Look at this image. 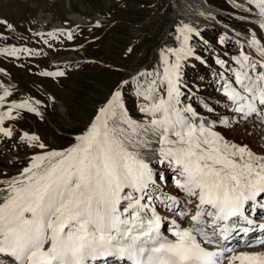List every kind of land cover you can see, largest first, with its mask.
I'll return each mask as SVG.
<instances>
[{
	"label": "snow or ice",
	"instance_id": "obj_1",
	"mask_svg": "<svg viewBox=\"0 0 264 264\" xmlns=\"http://www.w3.org/2000/svg\"><path fill=\"white\" fill-rule=\"evenodd\" d=\"M257 2L264 16V0ZM252 45L264 57V47L255 39ZM182 51L168 50L176 56L175 64L162 54L166 97L157 95L154 80L137 91L149 101L141 108L150 117L147 125L131 120L117 90L71 147L34 156L20 178L0 189L7 193L0 202V256L10 257L14 264H90L109 257L125 264H223L224 259L228 264H264V254L225 257L233 250L221 248L220 240L214 239L219 235L227 240L228 221L264 194V158L230 144L212 126L196 122L191 108L179 107ZM235 85L225 92L235 111L246 117L264 106V74L252 78L247 72L237 73ZM13 107L35 111L27 101ZM5 117L11 118V113L0 115V123ZM149 131L159 136L162 161L174 165L181 177L177 186L190 198L185 203L195 205L188 228L171 222L173 239L161 233L162 217L151 203L152 169L129 150L133 136ZM24 139L39 142L27 134ZM176 203L172 200L170 207ZM179 215L188 213L182 210ZM203 244L219 250L209 251Z\"/></svg>",
	"mask_w": 264,
	"mask_h": 264
},
{
	"label": "rangeland",
	"instance_id": "obj_2",
	"mask_svg": "<svg viewBox=\"0 0 264 264\" xmlns=\"http://www.w3.org/2000/svg\"><path fill=\"white\" fill-rule=\"evenodd\" d=\"M210 2L264 21L257 0ZM212 4L207 2V6L202 0H0V20L5 21L0 24V79L6 84H0V115L11 113V118L4 119L11 135H0V189H7L10 182L20 178L37 153L71 147L117 90L122 92L127 114L147 124L150 117L141 108L149 101L138 97L137 91L146 89L154 80L157 95L166 97L160 77L162 67L158 72L156 67L159 61L164 62V51L170 64L177 62L168 52L174 48L171 36L175 35L176 25L183 26L191 20L200 27L210 26L194 41L187 39L196 43L194 51L211 60L212 65L225 68L230 60L238 65L237 57L251 50L247 49L250 45L241 43L242 39L236 41L239 37L231 32L221 34L227 36L224 42L218 39L219 32L212 27L219 18H212L219 12ZM220 19L245 33L257 34L264 46V29L260 25L230 16ZM47 24L48 32L44 33ZM55 26L69 32L54 35L51 31ZM61 42L63 45L58 44ZM194 51L181 53L179 65L195 56ZM55 72L64 75H45ZM185 77L191 87L197 91L198 86L201 88L200 96L189 97L199 107L211 105L208 110L221 111L222 117L220 104L224 100L218 96L212 71L199 67ZM26 101L35 111L13 107ZM221 130L236 141L261 147V139L250 128L226 126ZM26 132L38 137V143H44L46 148L26 141ZM142 136L141 132L138 137ZM134 141L143 145L139 139ZM6 194L0 191V202Z\"/></svg>",
	"mask_w": 264,
	"mask_h": 264
},
{
	"label": "bare ground",
	"instance_id": "obj_3",
	"mask_svg": "<svg viewBox=\"0 0 264 264\" xmlns=\"http://www.w3.org/2000/svg\"><path fill=\"white\" fill-rule=\"evenodd\" d=\"M212 6V5H211ZM212 7H214V8H216L217 10V12H219V13H224V10H220L218 7H215V6H212ZM213 12H216L215 10H212ZM218 13V14H219ZM55 30H57V29H55ZM260 39V38H259ZM248 40V39H247ZM256 40V39H255ZM249 41V40H248ZM261 41V40H260ZM0 84L1 85H4L5 83H4V81L2 80V79H0ZM174 138V137H173ZM158 144L159 145H157L158 146V148H159V153H160V148H161V144H160V142H158ZM151 147V149H153V150H155V148H154V146H150ZM148 149H150V148H148ZM130 151H134L133 149H130ZM255 158H257V159H259L258 157H256V156H254Z\"/></svg>",
	"mask_w": 264,
	"mask_h": 264
}]
</instances>
